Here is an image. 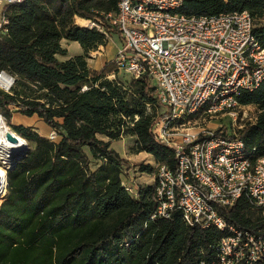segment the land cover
I'll use <instances>...</instances> for the list:
<instances>
[{
  "label": "trees",
  "instance_id": "obj_1",
  "mask_svg": "<svg viewBox=\"0 0 264 264\" xmlns=\"http://www.w3.org/2000/svg\"><path fill=\"white\" fill-rule=\"evenodd\" d=\"M118 3L25 0L5 11L9 24L0 37V73L15 84L9 93L0 90V114L32 147L8 168L7 199L0 203V264H198L225 236L189 227L179 213L152 221L156 184L138 185V197L123 187L125 179L133 178L113 142L134 139L132 152L152 156L157 169L168 166L177 172L178 161L153 134L167 113L158 114L156 87L147 79L124 82L116 73L110 80L112 70L89 66L90 55L105 46L107 37L95 27H80L77 20L116 34L106 16L117 13ZM242 12L253 18L254 35L264 47V0H187L181 10L196 17ZM64 40L78 43L83 55L61 61L69 56ZM238 103L257 107L259 115L229 138L242 140L255 160L262 158L264 82L254 92H242ZM14 110L38 117L57 138L13 125ZM157 169L140 167L150 175ZM222 215L264 237V218L248 200Z\"/></svg>",
  "mask_w": 264,
  "mask_h": 264
},
{
  "label": "built area",
  "instance_id": "obj_2",
  "mask_svg": "<svg viewBox=\"0 0 264 264\" xmlns=\"http://www.w3.org/2000/svg\"><path fill=\"white\" fill-rule=\"evenodd\" d=\"M186 1L119 0L117 13L106 16L123 41L117 69L133 80H149L167 109L153 134L175 152L178 170L157 169L151 220L168 221L179 213L189 227L223 233L214 254L198 264H260L264 237L228 223L222 210L248 200L264 218V157L255 160L242 140L208 130L195 133L189 125L200 115L237 121L239 95L264 82V47L248 12L187 16L181 13ZM24 2L0 0V37L8 33L6 9ZM84 22L109 37L101 26ZM14 84L13 77L0 73L1 91L9 93ZM49 138L55 140L56 133ZM123 187L139 196L134 178Z\"/></svg>",
  "mask_w": 264,
  "mask_h": 264
},
{
  "label": "rangeland",
  "instance_id": "obj_3",
  "mask_svg": "<svg viewBox=\"0 0 264 264\" xmlns=\"http://www.w3.org/2000/svg\"><path fill=\"white\" fill-rule=\"evenodd\" d=\"M77 24L80 27H87V23L84 24L83 22H81V20H77ZM91 27L93 26L89 25V28ZM120 38L121 37L118 33L109 34V37L106 38L105 46L100 47L98 51L92 53L90 55V58L88 59V63L91 69L98 72H102L104 70H112L113 73L109 75L110 80H115L117 75L118 79L129 83L131 81L130 76L125 72L119 71L115 65V58L118 51L117 47L123 44V41ZM65 46H67V49L69 51V56L66 58L60 57L61 61H65L70 57L83 55V50L81 49L78 43L69 42V44L65 43ZM148 109L150 113L153 112L151 108ZM166 110L167 109L165 107L161 106L160 110L158 111V114H164L166 113ZM14 111H15L14 117L12 119L13 125L31 127L34 128L36 131H38L39 134L42 136H46L47 134L49 135L48 127L38 117L35 116L33 118H27L21 115L20 113H18L16 110ZM238 113L239 116L237 121H234L233 118L227 115H221L216 117H207L206 115H200L199 117L192 119L189 126L191 130H193L195 133H199L202 130H206V131L208 130L215 133H223L224 135H227L229 137L237 136L239 135L240 130L256 122V119L259 115V110L255 106H247L239 109ZM2 118L5 124L7 125V127L11 131H13V129L10 126H8L6 119L3 116ZM133 146H134V139L128 137L119 142H114L112 148L124 160L127 161L128 163L127 168L130 173V176L134 178V180L136 181V183H138V185L140 186H147L149 184L154 185L156 179V172H154L151 175L150 174L144 175V173L141 172L140 167L145 165V166H152L155 169H157L156 163L154 162L152 157L147 156L146 154L135 155L132 152ZM31 147L32 146L28 143L27 151H24L23 153L16 152L15 150L7 151L9 158L7 161L0 160V166H3L1 163L3 162L7 164L6 165L7 168H10L13 162L19 161L22 158H24L28 153V151L31 149ZM0 153H1V149H0ZM1 156L2 155L0 154V159ZM6 197L7 195L5 197H0V203L5 201L7 199Z\"/></svg>",
  "mask_w": 264,
  "mask_h": 264
},
{
  "label": "bare ground",
  "instance_id": "obj_4",
  "mask_svg": "<svg viewBox=\"0 0 264 264\" xmlns=\"http://www.w3.org/2000/svg\"><path fill=\"white\" fill-rule=\"evenodd\" d=\"M81 22L86 24L83 20H81ZM10 137L15 138L17 141L15 143L11 142L9 140ZM27 147V141L22 139L14 131H11L4 121H0V154L2 155L0 159L1 161L8 160L9 157L7 151L15 150L16 152L23 153ZM1 163L3 166H0V197H5L8 192V168L6 167L7 164L3 162Z\"/></svg>",
  "mask_w": 264,
  "mask_h": 264
},
{
  "label": "crops",
  "instance_id": "obj_5",
  "mask_svg": "<svg viewBox=\"0 0 264 264\" xmlns=\"http://www.w3.org/2000/svg\"><path fill=\"white\" fill-rule=\"evenodd\" d=\"M121 39V38H120ZM65 43L66 44H69V42L68 41H66V40H64L63 42H62V46L65 48V49H67V46H65ZM122 47V45H120V46H118L117 47V49L119 50L120 48ZM68 50V49H67ZM96 70H99V69H96ZM48 133H49V135L51 134V130L48 128ZM48 135V134H47ZM47 135L45 136V137H47ZM48 135V136H49ZM104 141H106V142H108V140L107 139H104ZM114 143V142H113ZM113 143H112V146H113ZM142 154H146V153H142ZM142 154H139V155H142ZM147 156H150V155H148V154H146ZM150 157H152V156H150ZM144 175H146V174H144ZM126 180V179H125ZM138 184V183H137ZM147 186H153V184H149V185H147Z\"/></svg>",
  "mask_w": 264,
  "mask_h": 264
},
{
  "label": "water",
  "instance_id": "obj_6",
  "mask_svg": "<svg viewBox=\"0 0 264 264\" xmlns=\"http://www.w3.org/2000/svg\"><path fill=\"white\" fill-rule=\"evenodd\" d=\"M9 140H10L11 142H14V143L17 141V140H16L15 138H13V137H10ZM26 150H27V148H26ZM26 150H25V151H26ZM13 151H14V150H13ZM7 178H8V176H7Z\"/></svg>",
  "mask_w": 264,
  "mask_h": 264
}]
</instances>
